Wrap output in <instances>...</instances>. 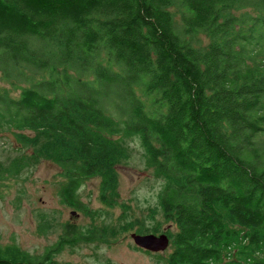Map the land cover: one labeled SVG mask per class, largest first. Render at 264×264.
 Segmentation results:
<instances>
[{
  "label": "trees",
  "instance_id": "16d2710c",
  "mask_svg": "<svg viewBox=\"0 0 264 264\" xmlns=\"http://www.w3.org/2000/svg\"><path fill=\"white\" fill-rule=\"evenodd\" d=\"M0 73L28 83L0 90V124L31 149L0 177L51 160L87 213L83 181L114 199L137 136L178 228L165 264H264V0H0ZM104 237L68 222L41 254L0 243V264H65L66 246Z\"/></svg>",
  "mask_w": 264,
  "mask_h": 264
},
{
  "label": "rangeland",
  "instance_id": "374dc122",
  "mask_svg": "<svg viewBox=\"0 0 264 264\" xmlns=\"http://www.w3.org/2000/svg\"><path fill=\"white\" fill-rule=\"evenodd\" d=\"M244 10V9H243ZM252 11L251 9H246ZM240 13V11H237ZM202 44L209 39L200 35ZM28 83L6 80L0 73V90L18 98ZM150 115L164 112V106L137 87ZM131 148L129 158L117 165V195L101 200L100 177L85 179L78 197L89 209L83 212L65 204L60 188L65 181L60 167L51 160L30 162L11 177H0V243L16 244L33 254H41L54 244L68 222L80 228L98 227L106 237L94 242L66 246L55 258L65 264H165L172 244L162 252L138 247L131 233L139 228L177 232L174 220L167 219L159 194L165 180L147 163L145 149L137 136L126 137ZM20 145L11 130L0 124V163L7 167L30 153ZM18 170V169H17ZM45 223L44 231L40 230Z\"/></svg>",
  "mask_w": 264,
  "mask_h": 264
},
{
  "label": "water",
  "instance_id": "95a60500",
  "mask_svg": "<svg viewBox=\"0 0 264 264\" xmlns=\"http://www.w3.org/2000/svg\"><path fill=\"white\" fill-rule=\"evenodd\" d=\"M131 237L138 247L155 253L166 250L171 241L170 237L165 232L160 234H140L133 232L131 233Z\"/></svg>",
  "mask_w": 264,
  "mask_h": 264
}]
</instances>
